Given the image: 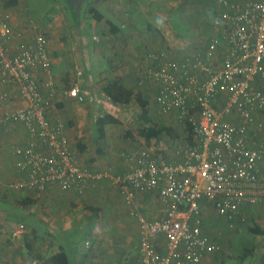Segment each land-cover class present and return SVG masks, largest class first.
<instances>
[{
  "label": "crops",
  "instance_id": "obj_1",
  "mask_svg": "<svg viewBox=\"0 0 264 264\" xmlns=\"http://www.w3.org/2000/svg\"><path fill=\"white\" fill-rule=\"evenodd\" d=\"M10 1L0 0V21L7 13L12 28L8 52L16 53L37 31L47 36L51 75L39 72L41 86L43 79L51 77L55 89L53 93L42 89L47 115L65 123L75 162L89 177L81 194L55 183L43 190L8 187L19 175L14 148L24 146L28 135L23 125L3 118L5 112L24 106L27 98L19 96L14 83H4L0 77V95H10L5 104L0 103V264H33L35 258L50 264L49 258L60 250L68 264H131L139 254L138 217H161V204L155 190H138L133 202L126 204L114 177L127 170L126 155L134 148L174 154L195 145L188 128L155 103L158 87L145 72L146 56L162 52L181 63L195 61L216 31L211 24L215 0H97L86 5L84 15L95 8L104 19H88L85 26L76 20L74 27L56 17L32 22L23 0ZM106 19L117 26L114 33ZM222 55L220 48L219 58ZM113 78L146 101L148 122L134 98L128 104H115L104 94L103 86ZM73 85L79 87L83 101L67 96ZM106 114L119 122L99 126L97 119ZM125 120L137 125L136 133L120 131ZM148 126L169 127L172 134L165 132L146 141L137 133ZM251 135L264 146V131ZM260 167L264 172V163ZM202 207V229L211 245L200 262L186 264H227L224 261L229 258L236 260L234 264H264V233L249 231L256 225L264 229V199L244 205L243 221L236 220L234 226L210 203L202 202ZM155 241L162 249L164 237Z\"/></svg>",
  "mask_w": 264,
  "mask_h": 264
},
{
  "label": "built area",
  "instance_id": "obj_2",
  "mask_svg": "<svg viewBox=\"0 0 264 264\" xmlns=\"http://www.w3.org/2000/svg\"><path fill=\"white\" fill-rule=\"evenodd\" d=\"M215 3L211 17L215 34L195 61L181 63L162 52L146 56L145 72L158 87L155 103L188 128L195 145L174 154L134 148L126 155L127 170L114 177L126 204L133 202L138 190L157 191L161 204V217H138L139 254L131 264L198 263L211 245L202 229V202L210 203L234 226L236 220L243 221L244 205L264 199L260 167L264 146L251 135L264 131V0ZM11 36L6 13L0 21V77L4 83H14L27 102L5 112L3 119L20 123L28 135L24 146L14 148L19 175L8 187L43 190L55 183L81 194L89 174L75 162L65 123L47 115L42 89L55 91L52 78L40 84V71L51 75L47 36L37 31L29 43L10 54ZM67 96L84 100L77 85ZM9 99L7 93L0 95L2 105ZM162 236L161 249L155 239ZM32 262L45 264L39 258Z\"/></svg>",
  "mask_w": 264,
  "mask_h": 264
},
{
  "label": "trees",
  "instance_id": "obj_3",
  "mask_svg": "<svg viewBox=\"0 0 264 264\" xmlns=\"http://www.w3.org/2000/svg\"><path fill=\"white\" fill-rule=\"evenodd\" d=\"M10 4H16V0H11ZM67 7L73 12L75 10L71 9L70 6L65 3ZM88 14L92 16V18L100 22L104 19L102 13L98 11L95 8H90L88 10ZM105 22L110 26V31L114 33L117 30V26L113 24L110 20L106 19ZM103 92L106 96L109 97L110 101L115 104H128L132 98H134L137 103L139 104L141 110H142V119L145 122H148V118L146 116L147 110H146V101L142 99L141 95L135 94L133 95L132 91L128 90L120 81L119 79L113 78L107 81V83L103 86ZM113 122L118 123L119 120L115 117H113L110 114H106L100 118L97 119L96 123L99 126H102L106 122ZM172 134V130L169 127L165 126H148L145 128H141L138 130V136L144 138L146 141H149L153 137H159L160 135L164 134ZM130 137L131 133H128ZM249 231L254 234H263L264 229H261L259 226L250 227ZM50 264H68L67 263V257L64 251L60 250L59 252L53 254L49 258Z\"/></svg>",
  "mask_w": 264,
  "mask_h": 264
},
{
  "label": "rangeland",
  "instance_id": "obj_4",
  "mask_svg": "<svg viewBox=\"0 0 264 264\" xmlns=\"http://www.w3.org/2000/svg\"><path fill=\"white\" fill-rule=\"evenodd\" d=\"M96 1L97 0H83L79 9L73 12L67 7V5L65 4L66 2L63 0H23V3L29 9L28 13L32 15L33 21H48L49 18L56 17V21H59V19H61L62 21H64V23L69 22L71 24L70 27H74L76 20H79V24H83V26H85L87 24L86 21L88 19H92V16L90 14H88V16L84 15V11L88 3H96ZM85 36L87 41L90 42V35H88V33L86 32ZM103 111H105V109L101 108L99 112L102 113ZM96 116H98V114H96ZM119 128L120 131L129 129L133 131V133H136L138 129L136 124L131 121L129 122L128 120H125ZM1 131L2 128L0 123V133ZM224 262H226L227 264H234L236 260L234 258H229Z\"/></svg>",
  "mask_w": 264,
  "mask_h": 264
},
{
  "label": "water",
  "instance_id": "obj_5",
  "mask_svg": "<svg viewBox=\"0 0 264 264\" xmlns=\"http://www.w3.org/2000/svg\"><path fill=\"white\" fill-rule=\"evenodd\" d=\"M65 1L71 9L78 10L83 0H63Z\"/></svg>",
  "mask_w": 264,
  "mask_h": 264
}]
</instances>
